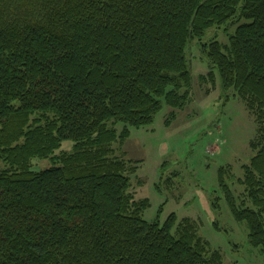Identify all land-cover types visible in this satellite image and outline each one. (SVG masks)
<instances>
[{
  "label": "trees",
  "instance_id": "16d2710c",
  "mask_svg": "<svg viewBox=\"0 0 264 264\" xmlns=\"http://www.w3.org/2000/svg\"><path fill=\"white\" fill-rule=\"evenodd\" d=\"M236 23L202 47L255 118V153L218 188L264 255V0H0V264H224L190 220L142 218L138 162L113 146L163 105L169 124L189 101V42Z\"/></svg>",
  "mask_w": 264,
  "mask_h": 264
},
{
  "label": "rangeland",
  "instance_id": "374dc122",
  "mask_svg": "<svg viewBox=\"0 0 264 264\" xmlns=\"http://www.w3.org/2000/svg\"><path fill=\"white\" fill-rule=\"evenodd\" d=\"M237 25L213 27L201 42H189V101L169 124L165 121L170 110L163 105L149 126L131 129L122 146L113 147L116 157L138 162L130 191L136 201L148 202L141 213L145 221L162 225L171 215L176 224L190 220L210 249L219 251L224 264H264L259 248L247 243L246 225L232 218L217 176L220 168L230 166L235 178L241 177L242 165L255 153L249 147L257 133L255 118L242 100L219 87L203 51L206 46L202 47L214 40L226 45ZM208 73L214 74V88L202 81ZM61 149L69 152L70 144L64 143ZM49 167L47 161L32 164L35 172ZM232 189L237 196L240 187L233 184Z\"/></svg>",
  "mask_w": 264,
  "mask_h": 264
}]
</instances>
